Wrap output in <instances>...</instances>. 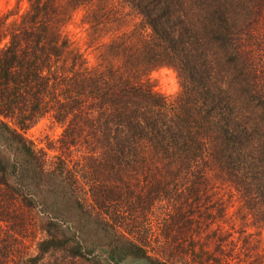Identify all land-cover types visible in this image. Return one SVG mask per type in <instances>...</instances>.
Returning a JSON list of instances; mask_svg holds the SVG:
<instances>
[{"label": "trees", "instance_id": "16d2710c", "mask_svg": "<svg viewBox=\"0 0 264 264\" xmlns=\"http://www.w3.org/2000/svg\"><path fill=\"white\" fill-rule=\"evenodd\" d=\"M121 1L138 25L112 0H29L20 22L0 16V182L38 195L47 223L37 254L9 253L0 264H39L57 252L66 255L54 264H98L102 246L116 261L264 264L260 237L248 252L228 241L227 206L212 185V173L222 174L264 226V0ZM86 3L113 23L120 42L110 50H120L110 59L123 57L127 75L73 70L66 56L58 66L68 42L59 28ZM161 65L180 79L174 99L149 78ZM51 110L64 148L82 140L91 148L74 159L68 183L66 161L47 169L25 135Z\"/></svg>", "mask_w": 264, "mask_h": 264}, {"label": "rangeland", "instance_id": "374dc122", "mask_svg": "<svg viewBox=\"0 0 264 264\" xmlns=\"http://www.w3.org/2000/svg\"><path fill=\"white\" fill-rule=\"evenodd\" d=\"M112 1L116 4L115 9L120 8L122 10L121 15L124 14L126 22L130 23L131 26L139 23L140 17L134 10L125 3L123 4L121 0ZM86 4H82L83 6L73 10L70 14L68 13L66 22L62 23L59 28L60 39L68 42L64 47L63 56L59 63L57 62L58 66L61 67L60 63L66 56L68 64L73 62L71 67L73 70L76 67L83 69L86 66L90 69L109 67L117 75H127L123 57L114 58L112 61L110 59L109 53H113L111 50H114L115 53L120 50V46L116 50H110L111 46L120 42L119 38L114 37L113 23L109 24L103 20L99 16L101 11L98 13L95 11L93 12L95 15H92L88 3ZM28 10L29 0H0V16L7 14V20L4 21L9 24L23 20ZM262 16H264V12ZM4 21L0 17V24ZM6 42L7 37L2 38L0 46ZM107 59L110 60L107 61ZM149 78L154 89L169 99L176 98L181 91L180 79L176 70L171 66L155 67L149 73ZM8 121L14 126L11 119ZM63 129V125L56 118L54 110H51L32 127L25 130V135L34 143L35 148L42 155L47 169L57 167L58 158L66 161V165H62L63 176L68 183L72 179L73 172L71 171L75 168L74 159L79 158V154L90 151L91 148L87 146L88 143H85L84 140L79 141L75 146L64 148L60 141ZM212 176L213 190L227 206L226 215L221 219V225L226 230L228 241L236 242L237 247L242 252L251 251L250 249L256 244V240H253L256 237H260L259 241L262 240L264 246V226L259 227L253 221L233 183L226 180L219 172L214 171ZM14 186L13 180H9L8 184L0 182V219H3L0 221V263L3 257L6 258L9 253H13L15 259L27 258L37 254L38 242L44 237L43 230L47 226L45 215L42 213V202L38 199L39 196L36 194L20 195ZM257 231H260V234H257ZM207 233L210 235V230ZM157 238L159 237L150 236L148 248L150 247L151 253H158L153 254V257L161 259L164 257L160 247L162 243ZM93 254L97 256L98 264H154L145 258L135 256H130L123 261H116L110 257L109 248L106 246L97 248ZM65 255L64 252L49 253L39 264H54ZM14 260L10 264L14 263ZM64 264L85 263L67 258Z\"/></svg>", "mask_w": 264, "mask_h": 264}]
</instances>
